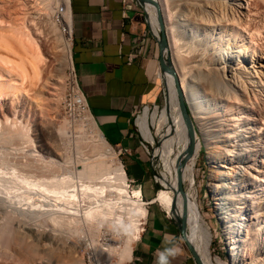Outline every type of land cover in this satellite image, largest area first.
<instances>
[{"label": "bare ground", "instance_id": "bare-ground-1", "mask_svg": "<svg viewBox=\"0 0 264 264\" xmlns=\"http://www.w3.org/2000/svg\"><path fill=\"white\" fill-rule=\"evenodd\" d=\"M18 1L26 18L21 16L22 24L7 27L9 32H3V26L0 29V99H16L39 79L45 57L36 37L54 32L48 14L58 8L57 0H40L44 13L32 10L26 0ZM61 1V23L68 31L70 0ZM139 4L148 14L155 37L165 29L168 45L160 54L171 53V67L160 70L165 84L162 108L154 106L149 116V108L144 107L137 125L148 143L154 141L149 118L151 124L157 121L160 131L164 123L166 132H174L181 143L170 160L162 159L161 149L153 153L154 162L162 167L156 177L162 189L154 201L178 220L185 218V237L202 264H224L212 259V237L197 210L193 169L205 148L215 169L212 183L207 184L219 202L224 232L232 244L229 264H264V0H148ZM3 9L0 6V14ZM55 40L62 54L61 66L71 69L73 88L80 103L87 105L76 82L70 38L56 36ZM180 100L188 109L192 136L180 113ZM18 119L14 110L11 115L2 113L0 141L33 145L30 128ZM80 125V133L85 126L90 130L95 155L86 157L74 147L80 157L71 168L66 156L62 165L50 157L42 161L44 157L25 154L19 145L15 146L22 151L17 156L0 154V264H66L67 252L70 264H86L82 239L87 234L101 261L115 257V264H121L130 259L140 221L146 216L141 191L127 187L122 164L115 160L113 148L89 113ZM65 126L56 128L62 139ZM40 133L44 134L42 128ZM80 143L78 139V150ZM68 163L70 169L63 167ZM58 166L65 169L59 171ZM179 184L187 187L180 190ZM105 226L112 230V239L118 229L124 234L119 245L98 242L95 233L100 234ZM64 232L69 234L65 239ZM48 235H61L59 245L68 241L70 250L54 247ZM6 252L13 254L10 263L11 253Z\"/></svg>", "mask_w": 264, "mask_h": 264}, {"label": "crops", "instance_id": "crops-1", "mask_svg": "<svg viewBox=\"0 0 264 264\" xmlns=\"http://www.w3.org/2000/svg\"><path fill=\"white\" fill-rule=\"evenodd\" d=\"M70 26L71 61L89 114L120 158L127 180L148 202L145 230L126 264H159L162 252L168 264H196L178 225L154 201L151 157L137 128L140 120L135 121L141 108L158 101L147 14L136 0H70ZM169 249L179 251L169 254Z\"/></svg>", "mask_w": 264, "mask_h": 264}, {"label": "rangeland", "instance_id": "rangeland-1", "mask_svg": "<svg viewBox=\"0 0 264 264\" xmlns=\"http://www.w3.org/2000/svg\"><path fill=\"white\" fill-rule=\"evenodd\" d=\"M18 0H0V6L4 8L1 10L2 14H0V25L3 32H9L7 27L9 28L10 25L12 24V27H14L17 23L22 24L23 18L26 16H22L21 11H19V1ZM26 0V2L30 5L32 10L37 11V13H44L46 11H43V5L40 3L39 6V1L37 0ZM56 1V0H53ZM137 1V0H136ZM2 2V3H1ZM18 3V4H17ZM57 4L55 5L56 7L63 5L61 0H57ZM35 5V6H34ZM142 7V6H141ZM35 8V9H33ZM42 9V10H41ZM144 12L147 14L146 10L142 7ZM17 10V11H16ZM39 10V11H38ZM49 21L52 24V28L54 32L52 34L45 35H38L36 37L37 43L40 47V50L45 57V60L43 63L40 64L39 69H40V75L39 79L37 81L32 82L31 84H28L26 87V91L23 92L22 94L18 95L16 99L13 100L11 97H4L0 99V119L2 118V113H5L7 115H11V113L15 112V115L18 116V120L20 122H23L24 124L28 125L30 128L29 136L33 140V145L27 146L26 144H20L21 142L14 141L12 143L2 142L0 141V154H9L17 156L19 153L22 151L25 154L32 153V154H39L41 155L42 161L52 158L54 160L60 161L59 164H63V158L66 156L69 163L66 166H63L65 168H71L72 164L76 162V160L80 157V152H84L83 155L85 154L86 157L88 155L92 154L93 158V146L92 145L94 142L90 139V130L87 129V127H82V129L85 131H81L80 133V124L82 123V119L75 118V119H70L64 109H63V98L65 94L66 87L69 84V79L72 77L71 74L73 72L71 69H69L67 66L62 65L60 63L61 55L60 54V48L58 47V43L55 40L56 36H60L63 40H66L68 37L62 32L65 31L63 28V25L61 22H58L55 16V10L51 13L49 12ZM23 18H22V17ZM3 18V19H1ZM148 18V14H147ZM4 20V21H3ZM26 22V19H24ZM2 22V23H1ZM149 22V21H148ZM14 23V24H13ZM3 24V25H2ZM6 24V26H5ZM54 25V26H53ZM150 33L151 36L153 37V42H154V47H155V54H156V68L154 71V81L156 82L157 88H158V101L154 103V105L149 106V116L151 112L153 111V107L156 106L159 108V110L162 108L163 105V100H164V89H165V84L163 82L162 76H160V59H162L167 65V67H171V53L165 51L164 56L160 54V44L162 41V36L164 37L165 41V47H167L168 42H167V36H166V31L163 28L162 31H159L158 37L154 36V33L151 30V25H149ZM6 27V28H4ZM11 28V27H10ZM6 31H5V30ZM55 34V35H54ZM44 35V36H43ZM41 36V37H40ZM43 36V37H42ZM59 48V49H58ZM60 66V67H59ZM60 68V69H59ZM71 81V79H70ZM2 107V108H1ZM3 112H2V111ZM143 108H141L140 113L142 114ZM188 111V109H187ZM189 114V113H188ZM68 120V121H64ZM71 121V122H69ZM65 122V123H64ZM65 124L66 128H64V137L62 139V136L59 137V134H56V128H58L59 125ZM79 124V125H78ZM18 125V124H17ZM77 127H76V126ZM148 125L150 128L151 133L153 134L154 141L153 144L148 143L147 141L144 143L148 149L149 155L152 156L153 160V153H155L156 149H161L163 157V160H170L171 158L174 157L175 153L180 149L181 143L179 142L177 137L175 136L174 132L172 131H167L166 132V125L163 123L161 126V131L158 129L159 125H157V121L155 120L151 124L150 118L148 119ZM10 125H5L3 127H9ZM69 126V127H67ZM79 126V129H78ZM46 128V131H44V128ZM40 128H42L44 134L49 135L48 137L45 135L43 136L40 133ZM86 128V129H85ZM193 128V126H192ZM68 132H67V131ZM51 131V133H50ZM58 131V130H57ZM79 131V132H78ZM87 131V132H86ZM78 132V133H76ZM163 132H165L163 134ZM170 132V133H169ZM67 133V134H66ZM89 133V135L87 134ZM168 133V134H167ZM52 134V135H51ZM56 136H54V135ZM66 134V136H65ZM78 134V136H77ZM82 134V135H80ZM85 134V135H84ZM162 134V135H161ZM88 135V136H87ZM52 136V137H51ZM81 138H78V137ZM86 136V137H85ZM165 136V137H164ZM46 137V138H45ZM51 137V138H50ZM68 139H65V138ZM88 137V138H87ZM45 138V139H44ZM83 138V140H82ZM60 139V140H59ZM79 139L81 141L80 144V149H77L76 141ZM66 140V141H65ZM86 140V141H85ZM178 140V141H177ZM85 142V143H84ZM11 145H10V144ZM14 143V144H13ZM64 143H68L65 145ZM92 143V144H91ZM13 144V145H12ZM19 145L22 150L20 151L18 148ZM23 145V146H22ZM84 145H88L87 147ZM22 146V147H21ZM57 146V147H56ZM46 147V148H45ZM76 148L77 151H79V154H76ZM91 147V148H90ZM68 148V149H67ZM88 148V149H87ZM92 153H90V149ZM15 149V150H14ZM18 149V150H17ZM66 151H65V150ZM2 150V152H1ZM7 152H5V151ZM14 150V151H13ZM16 151V152H15ZM18 151V152H17ZM5 152V153H4ZM64 152V153H63ZM207 150L205 148H202V151L199 155L198 158V164L196 167L193 169V175L194 177V190L195 194H197V203L198 207L197 210L199 211L198 214L202 216V218L205 220L208 228L210 235L212 237V243L210 246V252H211V257L213 260H220L224 264H229L230 261V254H231V249L229 239L227 238L226 232H224V225L223 221H221V218L223 215L219 214V207L218 206V201L215 200V196L213 195L212 189L209 187L210 183V177L214 173L213 171L215 170L214 168H211V164L207 160ZM63 153V155H62ZM65 154V155H64ZM116 154V152H115ZM82 155V154H81ZM97 156V155H96ZM12 157V156H11ZM62 157V158H61ZM62 159V160H61ZM116 161L119 160L120 158L117 157L116 154ZM47 161V160H46ZM61 164V165H62ZM69 166V167H67ZM59 167V171L63 167ZM63 168V169H65ZM69 168V169H70ZM76 168L78 170L81 169L78 164H76ZM56 169V170H57ZM210 169V170H209ZM57 170V171H58ZM162 172V167L157 165V162L152 161V180L154 183V186L156 188V194L158 193L159 190H161V186L159 185L156 177ZM155 175V179L154 176ZM209 185H208V184ZM186 184H182V190H185ZM135 188V187H131ZM214 197V198H213ZM225 211V210H224ZM225 215V214H224ZM170 217H172L169 214ZM221 216V217H220ZM108 227H102L100 229V234L99 232L95 233L97 236H101L102 234L108 233L111 235L112 230H110ZM237 229V228H236ZM120 231V229H118ZM115 232L113 234L114 240L118 242L116 245H119L122 238H124V234L120 232ZM242 230V229H240ZM238 230V231H240ZM63 238L65 239V235H69L68 233H62ZM112 236V235H111ZM48 237L51 238V241H53V246L56 248H59L57 246H62L65 248V250L69 251V247L72 245L70 242L67 241L65 245H59L61 240L63 239L62 236L60 235L59 237L56 236H50ZM61 238V240H60ZM55 242V243H54ZM56 244V245H55ZM61 248V247H60ZM3 252L0 250V253ZM6 253H11L12 252H6ZM7 255H2V256H8ZM8 256V261L3 257V262L6 260L8 263L13 259V254ZM67 255V258H65L64 263L70 264L69 257H68V252L65 253ZM76 254L73 253V256ZM12 256V257H11ZM85 255H83L84 259ZM11 258V260H10ZM5 259V260H4ZM115 262L117 261L116 258L114 257ZM0 260H2L0 258ZM16 262V263H15ZM13 263L17 264V261ZM6 263V262H5ZM12 263V264H13Z\"/></svg>", "mask_w": 264, "mask_h": 264}, {"label": "built area", "instance_id": "built-area-1", "mask_svg": "<svg viewBox=\"0 0 264 264\" xmlns=\"http://www.w3.org/2000/svg\"><path fill=\"white\" fill-rule=\"evenodd\" d=\"M55 16H56V19L58 20V22H61V18H62L61 5L55 10ZM62 32L68 38H70V44H71L72 40H73L72 27L70 29H68V31H62ZM63 109H64L66 115L70 119H75V118L81 119L86 113H89L87 105H82L80 103V98L77 95L76 90L73 88V82L70 81V79H69V84L66 87L64 98H63ZM138 116L139 115L135 116V121L137 120ZM137 128L139 129V132L141 133L140 127L138 125H137ZM144 148L148 152V149L145 146V144H144ZM117 157H118V155H117ZM150 157H151V164H152V161H153L152 156H150ZM153 177L155 179V175ZM126 181H127V187L129 189H131V187H135L132 181H128V180H126ZM141 199H143L142 196H141ZM143 204H144L143 205L144 208L146 209L148 202L144 201ZM166 214L169 216V214L167 212H166ZM145 223H146V217L142 218V220L140 221V224H139L140 231L138 234V238H139V235L141 233H143L145 230ZM97 240L100 244H103V245H109V244H115V243L117 244L118 243V242H116V240L112 239V236L110 234L105 233V232L101 236H98ZM82 244L86 248V264H115V259H112L111 261H108V262L101 261L100 256H99L98 252L95 250V247L92 243V240H91V237L89 236V234H87V236L83 237ZM121 264H126V262H123Z\"/></svg>", "mask_w": 264, "mask_h": 264}, {"label": "water", "instance_id": "water-1", "mask_svg": "<svg viewBox=\"0 0 264 264\" xmlns=\"http://www.w3.org/2000/svg\"><path fill=\"white\" fill-rule=\"evenodd\" d=\"M145 1H148V0H137L138 3H142V2H145ZM165 47V41H164V37L162 36V41H161V44H160V50L162 51ZM160 67L162 70H169V67H167V65H165L164 61L162 59H160ZM180 113L182 115V118L184 120V123L187 127V130H188V133L190 134V136L193 135V128H192V124H191V121L189 119V114H188V111H187V108L185 107L184 103L180 100ZM192 152V148H190L189 152H188V155H187V158L190 156ZM187 158L185 160H187ZM184 161H182V163H180L181 165L183 164ZM179 188L180 190L182 189V185L179 184ZM175 222L176 224L178 225L179 227V231H180V235L181 237L183 238L186 246L188 247L194 261L196 264H202L200 262V260L198 259L197 255L195 254L192 246L190 245V243L188 242V240L186 239L185 237V229H186V221H185V218H181V219H177L175 218L173 215L171 217Z\"/></svg>", "mask_w": 264, "mask_h": 264}, {"label": "clouds", "instance_id": "clouds-1", "mask_svg": "<svg viewBox=\"0 0 264 264\" xmlns=\"http://www.w3.org/2000/svg\"><path fill=\"white\" fill-rule=\"evenodd\" d=\"M169 254H175V252H178L179 250L176 249V250H166ZM159 264H168V258L167 256L165 255V253H161L160 256H159Z\"/></svg>", "mask_w": 264, "mask_h": 264}]
</instances>
